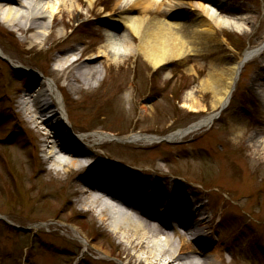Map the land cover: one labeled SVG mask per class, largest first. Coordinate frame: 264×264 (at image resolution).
Segmentation results:
<instances>
[{
	"label": "rangeland",
	"instance_id": "1",
	"mask_svg": "<svg viewBox=\"0 0 264 264\" xmlns=\"http://www.w3.org/2000/svg\"><path fill=\"white\" fill-rule=\"evenodd\" d=\"M203 1L242 22L241 32L216 29L212 40L189 39L197 53L158 69L137 52L117 65L103 56L108 25L118 35L127 33L133 44L138 41L129 30L110 23L121 11L113 9L114 0H97L92 9L78 0L79 9L55 17L40 45L20 40L25 34L0 23V50L18 66L13 69L0 58V264H129L121 254L124 239L79 205V185L96 169H71L67 176L54 177L42 142L51 126L37 110L22 104L34 77H56L53 70L61 67L63 55L69 61L81 56L80 63L92 57L101 70L77 94L67 89L63 77L56 80L75 135L160 139L85 140L80 145L87 157L84 165L114 167L119 177H128L141 189L149 204L163 205L177 194L185 200L181 212L190 213L184 195L198 196L210 206L225 263L264 264V106L255 95L257 84L264 85V53L244 66L229 105L210 127L177 141L165 139L215 113L214 86L206 84L202 90L200 81L209 74L225 81L228 68L243 52L264 41V0ZM132 12L146 22L159 15ZM174 16L179 23L203 18L197 8ZM192 102L191 110L186 104ZM226 243L233 245L235 256ZM242 250L247 257L241 256Z\"/></svg>",
	"mask_w": 264,
	"mask_h": 264
},
{
	"label": "bare ground",
	"instance_id": "2",
	"mask_svg": "<svg viewBox=\"0 0 264 264\" xmlns=\"http://www.w3.org/2000/svg\"><path fill=\"white\" fill-rule=\"evenodd\" d=\"M96 1L84 0L89 9L94 7ZM196 8L201 12L202 19L190 20L189 23H179L174 20V15L179 12L188 13ZM76 9H79L78 0H0V23L7 28L25 34L20 40L40 45L48 36L55 17L62 11H66L70 15ZM113 9L121 11L116 18L113 17L109 20L110 23L124 27L138 39L135 45L128 40L127 33L118 35L110 25L106 27L103 56L116 65L122 64L137 52L152 68L158 69L171 61L181 62L188 56L197 53L199 48L194 47L189 39L192 41L195 39L212 40L216 29L240 33L243 27L242 22L219 14L214 7L206 5L203 0H195L194 3L183 0H114ZM134 10L144 16L151 12H156L159 15L154 21L146 22V18L132 12ZM160 13H165L168 16L160 17ZM260 48L252 50L253 55L249 61L264 53V51L260 52ZM0 55L8 59L1 50ZM243 59L241 56L239 61L228 68L225 81L221 82V79H217L212 74L200 81L199 85L202 90H205L206 84L207 88L211 84L214 86L213 91L216 96L214 107L217 110L224 106L232 96L236 79L243 66ZM81 60L80 56L69 61L66 55H63L59 60L61 67L53 70L57 74L56 77L44 76L43 81L34 77L25 87L22 104L37 110L40 117H44V121L51 126V132L45 136L42 142L47 150V155L56 157V161L51 163L55 171L69 173L71 169L77 172L85 168L94 167L96 169L79 185V194L84 204L82 210L90 212L91 207L96 208L100 222H103L105 217L112 219L111 225H106L107 231L113 235L119 234L124 239V243L121 245V254L129 264L134 261L137 264H217V262L226 264L221 252L223 244L219 238L214 237L218 231L212 225V211L210 206L201 203V198L192 194L184 195L188 203L185 210H191L190 213H187L181 212L185 207L183 205L185 200L182 197L177 194L169 196L165 203L159 204V206L180 213L150 216L151 219H156V217L162 219L167 225L170 224L168 220L170 217H174L176 219L174 221L180 222L181 225H186L189 221L193 226L195 225L206 233L203 241L197 244V248L186 242L184 245L188 247V250L184 251L180 246H178L180 249L176 248L171 237L165 233L168 230L167 226L156 224V229L154 226L151 228L140 216L118 212L117 208L120 207V204L109 196H114L122 201H133V203H150L138 186L128 182L130 180L128 177H119L114 167H108L102 163L84 165V159L87 157H84V151L80 145H83L85 140L91 139L95 144H99L113 140V138L110 134L103 133L77 136L69 128L66 114L62 109V97H59L60 91L56 80L63 77L67 89L77 94L80 85L91 83L101 73V70L95 66V60L92 57L80 63ZM9 62L13 65L12 61L9 60ZM15 67L18 66L15 65ZM188 70L192 71V68L187 67ZM260 87L263 91L259 90L258 92L257 89ZM255 93L264 106V85L257 84ZM189 98L193 99L191 94ZM186 106L191 110L195 109L194 102L186 104ZM31 120L29 118V121ZM215 120L213 115H209L187 129L179 130L165 139L177 141L203 127H210ZM124 139L125 142L153 143L156 141V138L152 136L137 135ZM115 174L116 176H114ZM153 197L156 199L158 194ZM133 206L137 207L136 204ZM193 219L196 222L193 223ZM71 229L77 233L74 227ZM201 236L202 233L195 232V237ZM226 245L231 244L226 243ZM230 249H233V245ZM233 251L235 256L236 251L234 249ZM241 256L247 257L244 250H242Z\"/></svg>",
	"mask_w": 264,
	"mask_h": 264
},
{
	"label": "water",
	"instance_id": "3",
	"mask_svg": "<svg viewBox=\"0 0 264 264\" xmlns=\"http://www.w3.org/2000/svg\"><path fill=\"white\" fill-rule=\"evenodd\" d=\"M220 111H221V109H220ZM220 111H219V112H220ZM219 112H218L217 114H219Z\"/></svg>",
	"mask_w": 264,
	"mask_h": 264
}]
</instances>
